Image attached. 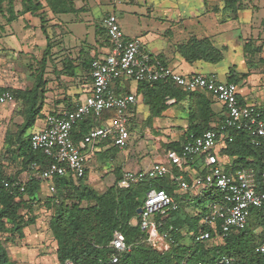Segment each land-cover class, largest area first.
<instances>
[{
    "label": "trees",
    "instance_id": "obj_1",
    "mask_svg": "<svg viewBox=\"0 0 264 264\" xmlns=\"http://www.w3.org/2000/svg\"><path fill=\"white\" fill-rule=\"evenodd\" d=\"M24 15L31 14L40 19V28L46 37V47L36 70L35 81L30 90H3L11 92L16 102L21 101L24 110V121L15 136L17 147L9 150L11 157L8 161H19L20 171H28L34 162L46 164L47 158L41 152L31 148L30 136L26 131L36 124L45 104L46 86L48 81L45 73L48 63L53 59L54 44L47 28V11L55 16L75 14L82 11L77 9L73 0H20ZM224 11L236 19L240 11L246 10L243 0H222ZM8 3V12L12 19H17L14 0H0L2 6ZM264 29V20L262 21ZM99 41L108 43L110 40L104 26L96 27ZM251 42L244 47L245 55L261 52L262 48L254 49ZM179 53L188 63L203 61L217 65L224 60L223 51L217 49L210 39L198 40L191 38L185 45L178 48ZM99 58V57H98ZM161 59V58H160ZM94 60V59H93ZM93 60L85 61V70L89 71ZM91 62V63H90ZM248 74L242 75V78ZM239 75L234 68L229 69L227 83L239 82ZM138 94L144 99L149 108L150 118H159L169 108L168 101L175 99L176 103L189 101L188 128L184 134V142L191 136H200L207 131H218L223 120L218 124L213 121V102L205 92H187L172 82L139 83ZM239 98V97H238ZM115 112L102 116V121L114 117ZM87 121L79 124L73 131V139L78 142L88 133ZM81 127V131L77 128ZM87 131V133H86ZM233 141L227 142L223 155L234 158L232 171L252 168L256 171L258 181L264 172V151L251 143L249 133L245 131L232 132ZM8 137H6L7 139ZM169 149L181 151V143H173ZM3 163L0 161V178L3 176ZM182 172L174 169L172 174L163 179H146L132 185L128 189L118 186L122 175L116 178L114 185L100 194L87 182L85 176L76 179L72 175L57 177L54 180L56 196L46 201V206L53 210L50 229L57 244V259L60 264H112V256L117 253L112 245L116 232L125 237L127 250L119 254L116 264H213L223 257H232L235 264H264V254L257 251L264 244V207L254 209L246 229L235 231L227 237H222L213 231L211 239L196 241L195 237L201 231L209 228L202 225L209 207L203 208L197 215L191 217L185 214L179 204L178 211L171 212L167 217L155 215L161 222L160 232L170 237L169 249L159 251L147 241V233L139 225L132 224L139 219L137 210L141 208L150 189L165 190L173 195L175 182L173 177ZM188 178V177H187ZM11 183L18 182L15 176L6 179ZM42 181L30 179L25 183V192L19 188L8 189L0 185V264H17L12 261L2 240L4 233H12L23 237L28 223H34L30 218L39 193ZM202 197L211 199V203L221 200L215 190L205 192ZM199 199V197L197 198ZM177 201V200H176ZM178 202V201H177ZM87 203V205H84ZM179 203V202H178ZM261 227L263 233L256 235V229ZM186 239L189 240L185 243Z\"/></svg>",
    "mask_w": 264,
    "mask_h": 264
},
{
    "label": "built area",
    "instance_id": "obj_2",
    "mask_svg": "<svg viewBox=\"0 0 264 264\" xmlns=\"http://www.w3.org/2000/svg\"><path fill=\"white\" fill-rule=\"evenodd\" d=\"M103 26L108 33L110 47L107 55L96 58L91 63L90 92L79 99L74 109L49 114L45 119V129L30 135L32 150L41 152L47 158V163H32L28 170L30 177L24 181L11 183L0 178V185L8 189L19 188L21 192H25V183L33 178L50 184L57 177H84L90 147L107 140H111L119 149L128 147V109L137 104L138 97L135 93L117 94L115 85L120 81L138 84L172 82L184 91L205 92L222 103L226 116L220 129L207 131L200 136L191 135L180 152H167L164 163H155L145 171H125L118 186L128 189L146 179H163L171 174L170 166L186 170L198 159L204 158L202 172L191 180H187L182 174L173 177L179 189L184 192L199 191L203 194L215 190L221 196V200L211 203L201 222L209 230L199 232L195 237L196 241L210 240L213 231L227 237L232 232L246 229L252 211L264 207V172L259 181L252 168L228 173L223 168L219 150L222 144L233 141L232 132L245 131L249 133L251 143L264 151V108L241 104L238 86L222 82L216 74L186 76L165 65L158 57L146 51L140 40L126 38L116 14H108L103 19ZM14 103L16 99L11 92L0 94V107ZM112 111L115 116L106 125L93 128L80 141H74L73 131L79 124L89 118H102ZM167 164L170 166L167 167ZM141 209L139 219L132 224L139 225L147 233V241L153 248L168 250L171 239L168 234L160 232L162 223L155 219V215L167 217L171 212L178 211L179 203L165 190L150 189ZM112 245L117 253L112 256L111 262L116 264L119 254L127 250L124 235L116 232ZM257 251L264 254V244ZM213 264H235V259L223 257Z\"/></svg>",
    "mask_w": 264,
    "mask_h": 264
},
{
    "label": "rangeland",
    "instance_id": "obj_3",
    "mask_svg": "<svg viewBox=\"0 0 264 264\" xmlns=\"http://www.w3.org/2000/svg\"><path fill=\"white\" fill-rule=\"evenodd\" d=\"M145 2H148L147 6ZM243 2L246 5L248 14H245L247 12L242 14L240 18L241 24H239L238 20H234L233 17V21L229 23L227 21L229 19L228 12L223 16L221 14L218 15V18L219 20H225L224 24L226 23V26L239 25L233 30L231 35L237 42L240 41L239 38L242 35V41L251 42V46L254 49L262 48L261 52L250 53L246 56V59L250 72L253 71L251 75H255V81L257 82L256 94L258 102L264 104V29L262 26L264 0H243ZM76 3L78 8L83 6L84 9L88 8V10L76 14L58 16L57 19L61 21L56 20L52 14H47L46 28L54 44V59H51L48 63L45 73V79L48 81L46 86L48 98L45 97V99L52 100L48 105H57L55 99L62 97V92L66 86L62 78L68 74L62 75V72H66V69L62 68L61 64L58 63V59L61 58L63 52L62 50H57L62 36V25H60V22L65 24L63 31L66 33V38L71 40L72 43L74 38H79L81 39L80 42L78 41L79 44L84 40L93 41L95 27L103 26L101 14L107 11L115 12L121 28L126 34L131 36L127 38L132 40H140L134 37L136 35L144 36L149 34L150 36H155L159 32L163 35L164 32L158 29L161 28L162 30L168 26L167 22L150 18L148 15V9L153 8L152 4L159 3L157 0H84L83 2L82 0H76ZM14 4L15 14L17 13L16 16L18 15L17 19L11 18L7 10L8 3L2 6V12H0V42L4 43L3 49H0V92L16 89L30 90L35 81L36 70L40 68L39 62L44 52L43 46L34 35L36 34L34 33V25L31 27L29 22H26L21 1L14 0ZM251 13L253 16H251ZM32 21L33 19L30 17V22ZM224 24L216 23L214 29L222 32L225 29ZM27 28H30V30L27 31ZM35 29L39 31V28L36 27ZM143 30L148 33L144 34L145 31ZM32 34L34 35L33 39H31L33 42L28 43L29 46L27 48L18 49V47L13 46L16 38L24 41L25 37ZM41 35V31L38 32V36L46 40ZM214 44L221 46L219 41H215ZM104 48H108V43H102L101 41L97 50ZM237 48L238 46L235 45L234 49ZM102 53V51L101 53L98 52L96 57H99ZM231 58L230 53H226L222 63L212 65L218 73L219 79L224 80L225 72L233 64L231 63ZM86 81V79H81L80 91L85 89ZM253 102L254 100H250L251 104ZM139 104L140 110L130 132L128 147L121 151L118 149L114 150L111 143L106 144L107 142H103L96 147L93 157L88 161L90 169L87 182L91 187L96 188L95 191L100 194L114 185L116 178L122 174L121 171L125 166L121 161L125 159L126 155H130L131 159H133V161L131 160L132 164L135 165L133 167L136 168L137 165L141 169H148L150 164L156 162L164 163L166 161L165 156L172 143H181L187 125L188 109L186 103H179L169 108L167 114L158 119L149 117L150 113L147 112L143 99H139ZM44 114H46V110L43 109L36 124L26 131V136L45 129ZM93 119L102 120L96 117H93ZM23 121L24 110L21 101L17 100L13 105L0 107V161L4 165L2 173L6 179L22 173L19 161L13 163L11 160L8 161L7 157H11L9 150L17 147L15 136ZM6 137L8 138L6 139ZM226 167L230 168L228 162L224 168ZM200 168L201 163L194 167L193 173L199 172ZM89 173L91 174L89 175ZM55 196L54 183L42 182L40 191L36 195L38 202L35 203L33 212L29 216L34 218V223H28L23 237L13 235L10 232L2 235V240L12 261L17 264H60L56 254L57 244L50 229L53 210L46 206V201ZM84 205H87V203H84ZM210 205L211 199L201 197L193 202V207L186 205L184 212L186 215L193 217L197 215V212ZM262 233L263 229L261 227L256 229L257 236ZM188 242L189 240L186 239L185 243Z\"/></svg>",
    "mask_w": 264,
    "mask_h": 264
},
{
    "label": "crops",
    "instance_id": "obj_4",
    "mask_svg": "<svg viewBox=\"0 0 264 264\" xmlns=\"http://www.w3.org/2000/svg\"><path fill=\"white\" fill-rule=\"evenodd\" d=\"M73 1L77 9L83 8L82 11L88 10V8L84 9L83 6L78 8L76 0H73ZM83 1L84 0H82V2ZM157 1L159 2L158 4L153 3L152 4L153 8L148 9V15L150 18L167 22L168 26L164 27L162 30L161 28L158 29L159 31L164 32L163 35L161 32H159V34H156L155 36H150L149 34H146L148 33L146 30H143L145 31L144 34L146 35L143 36L141 34L142 36L140 35L134 36L140 39V41L144 44L146 51H148L154 57H158L159 59L161 58L160 60L165 65L171 67L172 69H174L175 71L183 75H186V76H192L194 74H203V75L216 74L218 75V73L215 71L214 67L212 66L213 64L206 63L203 61L188 63L178 51V48L181 45H185L191 38H197L198 40L210 39V41L213 43V45L217 49L223 51L224 59H225L226 53H230V56H232L231 63L233 64H231V66L225 72L224 80H221V79L220 80L222 82H227L229 69L234 68L235 72L239 75V79H240L239 82L237 83V86L239 88V100L241 104L259 107L263 109L264 104L258 102V97L256 94L257 93L256 92L257 82L255 81V75H251L252 74L251 72L253 71L250 72L249 64L247 63V59H246V55L244 51L246 42L242 41V35L239 38L240 40L239 42H237L234 39V37L231 36L233 30L239 25H235L233 27L230 25L226 26V23L224 24L225 20H219L218 18V15L221 14V16H223L226 13V11H224L223 9L224 7L223 1L222 0H161V1L157 0ZM145 4L147 6L148 2H145ZM46 11L48 12V9H46ZM247 11H248L247 9L240 11L238 13V17L234 20H238L239 24H241L240 18L242 17V14ZM49 12L48 14H52L51 12L50 13ZM110 13L115 14V12H112V11L103 12L101 14V18L103 17L104 19ZM245 14L247 15L248 12ZM53 16L56 18V20H58L57 19L58 16H55V15ZM228 16H229V19L227 21L231 23V21H233L232 20L233 18L231 14H229V12H228ZM251 16H253L252 13H251ZM24 17H26V22H29V25L31 27L34 25L33 27L39 28V31L34 28V33H36L34 35L37 37L38 39L37 41L40 42L44 50L46 47V40L38 36V32L41 31L40 30L41 29L40 19L31 14H26L24 15ZM30 17L33 19L32 22H30ZM58 21H61V20H58ZM216 23L224 24L225 29H223L222 32H219L218 30L214 29ZM60 25H62L61 27L62 36L59 41L60 45L58 46L57 50H60V51L62 50L63 52L61 54V58L58 59V63L61 64L62 68L66 69V72L61 71L62 75L65 73H68L62 78L63 83H66V86H65L64 91L62 92L63 93L62 97L61 98L57 97L55 99L57 105L56 104L48 105L50 104V102H52V100L45 99V104H44L43 109L46 110V114H44L43 116L44 120L49 114H60V113H63L65 111H69L75 108L79 99L90 92L91 85H92L91 68L89 71L85 70L84 62L89 61V60L91 61L93 59L98 58L96 57V54L98 52L100 53L101 51L103 52L99 57H103L107 55L109 52V47L106 49L104 48L101 50H97L101 42L99 41L98 36L96 34V30H97L96 27L93 33V41L89 42L88 40L86 41L84 40L79 44L81 39L74 38V42L72 43L71 40H68V38H66V33L65 31H63L64 29L63 26L65 24L60 22ZM121 29L124 35L126 36V38L131 37L129 34L125 33L123 28ZM26 30L29 31L30 28H27ZM41 33H42L41 37L44 36L42 31ZM34 35L32 34L28 37H25L24 41L20 40L19 38H16L14 41L15 45L13 46L18 47V49L27 48V46H29L28 43L33 42L31 41V39H33ZM215 41H219L220 43L219 45L221 46L215 45L214 44ZM235 45L238 46L237 49H234ZM3 47H4V43L0 42V49H3ZM246 74H248V77L242 78V75H246ZM81 79L87 80L86 81L87 85L85 86V89H83L82 91L79 90ZM114 88L117 94L121 95V94H127V93H135L138 97L137 104L133 105L132 107H129L128 109V113L130 116L129 131L131 132L133 128L132 127L133 123L135 122L134 120H136V116H138L137 113H139V110H140L139 99H143L138 94V83L133 82V81H120L115 85ZM208 95L213 102V105H212L213 118L212 119L214 121V124H218L219 122L224 120L226 116V109L222 103L217 101L210 94ZM47 96L48 94L45 95V97ZM172 100L175 101V99H171L168 101L169 108L179 104V103H176V101L170 102ZM250 100L251 101L254 100V102L251 104ZM143 103H144V106L146 107L147 112H149V108L145 104L144 99H143ZM180 103H186L188 114H189V101L185 100ZM8 105H13V104H8ZM169 108L159 118H162L163 116H165ZM188 114H187V125L185 127L186 130L189 125ZM112 118L113 117H110L106 121L94 120L93 118H89L88 120H86L87 121V124H86L87 131L89 132L93 128L102 127L106 125L109 122V120ZM153 119H158V118H153ZM77 131H81V127L77 128ZM185 132L183 134H185ZM184 140L185 139L183 135L182 140H181V149H182V145L184 144ZM103 142H107L106 144L111 143L112 146L114 147V150H117V149L120 151L123 150V149H119L118 147L114 146L111 140L96 143L93 147H90V149L87 151V161H86L87 172L90 169L88 167V161L93 157V154L96 151V147L100 146ZM226 146H227V143H225L224 145L222 144V147L219 150V156H220L223 168L225 167L227 162H228V165L230 166L229 169L226 167L224 168V170L228 173H235L236 170L232 171L234 158H231V157H228L222 154V151L226 148ZM170 150H174V149H169V151ZM96 153H99V152H96ZM131 160L133 161L130 155H126L125 159L121 161V163H124V166H125V168H123L121 171L122 174L125 171H140V170L145 171L147 170V169H141L140 166L138 167L137 165H136V168L133 167L135 165L132 164ZM156 163H162V162H156ZM200 163H201L200 171L196 172V174L193 173L194 167ZM153 164H150L149 168ZM169 166L170 165L167 164V167ZM203 167H204V158H201V159H198L195 164L191 165L190 168L186 170H179V169L177 170L181 171L182 172L181 174L184 175V177L187 180H191L195 175H198L202 172ZM171 168L172 167L170 166L169 169L171 170V174H172L174 169L173 168L171 169ZM90 174L91 173H89V175ZM14 176L18 178V180L24 181L30 177V173L28 171H23L20 175L16 174ZM90 181H91V178H90ZM174 184H175V190L172 196L175 197V199L179 202L181 207H185L186 205H189V207H191L193 205V202L198 197L201 198L204 195V193L201 194V192L199 191L198 192L197 191L196 192L194 191L184 192L179 189L176 183ZM135 222H136V219L133 220V223Z\"/></svg>",
    "mask_w": 264,
    "mask_h": 264
},
{
    "label": "water",
    "instance_id": "obj_5",
    "mask_svg": "<svg viewBox=\"0 0 264 264\" xmlns=\"http://www.w3.org/2000/svg\"><path fill=\"white\" fill-rule=\"evenodd\" d=\"M141 213H142V209L139 208V209L137 210V214L140 215Z\"/></svg>",
    "mask_w": 264,
    "mask_h": 264
}]
</instances>
